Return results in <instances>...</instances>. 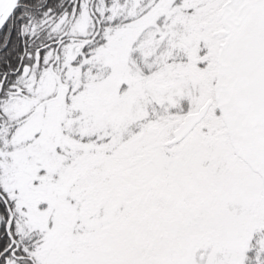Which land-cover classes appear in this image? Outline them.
Segmentation results:
<instances>
[{
  "label": "snow or ice",
  "instance_id": "1",
  "mask_svg": "<svg viewBox=\"0 0 264 264\" xmlns=\"http://www.w3.org/2000/svg\"><path fill=\"white\" fill-rule=\"evenodd\" d=\"M0 264H264V0H0Z\"/></svg>",
  "mask_w": 264,
  "mask_h": 264
}]
</instances>
